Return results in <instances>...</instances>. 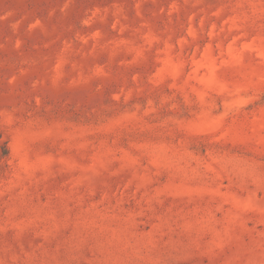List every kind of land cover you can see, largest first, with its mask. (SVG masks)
I'll return each mask as SVG.
<instances>
[{
    "label": "rangeland",
    "instance_id": "1",
    "mask_svg": "<svg viewBox=\"0 0 264 264\" xmlns=\"http://www.w3.org/2000/svg\"><path fill=\"white\" fill-rule=\"evenodd\" d=\"M0 264H264V0H0Z\"/></svg>",
    "mask_w": 264,
    "mask_h": 264
}]
</instances>
